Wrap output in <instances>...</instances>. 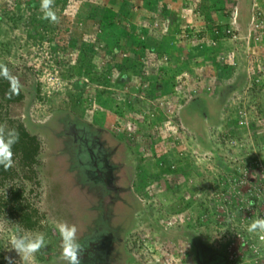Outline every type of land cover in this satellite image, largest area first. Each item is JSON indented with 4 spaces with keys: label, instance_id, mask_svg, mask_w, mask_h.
Segmentation results:
<instances>
[{
    "label": "rangeland",
    "instance_id": "1",
    "mask_svg": "<svg viewBox=\"0 0 264 264\" xmlns=\"http://www.w3.org/2000/svg\"><path fill=\"white\" fill-rule=\"evenodd\" d=\"M164 1L55 0L54 24L40 0H0V65L23 94L2 109L37 137L28 174L43 183L36 196L24 182L33 229L0 205L3 256L19 259L11 235L43 233L34 264H67L56 229L67 222L85 237L111 232L122 264H199L200 250L214 256L200 264H264V233L247 231L264 217V29L247 36L237 19L219 42L199 41L204 22L168 2L161 13ZM238 1L243 23L264 11V0ZM66 111L92 126L90 146L42 130ZM60 139L73 176L49 155Z\"/></svg>",
    "mask_w": 264,
    "mask_h": 264
},
{
    "label": "trees",
    "instance_id": "2",
    "mask_svg": "<svg viewBox=\"0 0 264 264\" xmlns=\"http://www.w3.org/2000/svg\"><path fill=\"white\" fill-rule=\"evenodd\" d=\"M193 1V2H192ZM176 6L177 8L184 9L188 11L187 16L193 22H204L200 26L201 30L196 36L200 37L199 41L206 40V37L216 43L217 41L221 40L225 36H228L227 29L230 28V15L232 14L234 6L239 2L238 0H165L162 4L163 8L161 9V13L167 12L168 4ZM229 2V3H228ZM169 4V5H170ZM227 4H229L227 6ZM231 5V6H230ZM237 11H240L239 9ZM217 20H214L213 14L215 15ZM239 14L236 15L238 19V24L244 25L246 23L241 22ZM245 16V15H243ZM169 18H172L168 15ZM248 18V15L246 16ZM173 20V19H172ZM224 21V22H223ZM247 22V20H246ZM186 34L194 32L191 26L185 27ZM206 35V36H205ZM211 42V41H210ZM208 46L212 45V43ZM204 42H202L203 44ZM201 46L203 47V45ZM207 47H204L206 50ZM219 57V56H218ZM221 57V56H220ZM222 58V57H221ZM219 58V59H221ZM216 59L213 56V61ZM229 65V64H226ZM230 66V65H229ZM15 74L14 71L11 69L8 63L0 65V124L6 125L9 128H15L19 133V141L13 147L14 157L13 159L18 160L17 166H19V170H12L14 166L9 168L8 170H4L2 166H0V188L5 189L4 192L0 194V205H5L6 208V216L9 215L10 218H14L16 223L21 225L23 229L30 230L33 229L34 226L37 224L38 221V207H33L31 203L27 202L24 198V182H29L33 184L35 188H39V192H33L34 195L38 196L39 193L42 191V179L38 177V170H32L31 174L29 175L28 172L33 165H36L37 158H38V146H37V137L35 134H30L24 127L22 121H18V124L15 125L12 120L6 118L4 116L6 113L3 111V107L11 103H16L22 100L23 94L20 91L19 85L14 80ZM102 93L105 94V90H102ZM2 110V111H1ZM81 114H83L80 111ZM79 113V114H80ZM74 114L72 111H66L61 113L58 118L55 120L54 124L51 126L44 125L41 126L42 130H47L51 134L55 136H60L61 134L64 136H69V138H73L78 140L77 138L80 136L85 140L88 135L93 137V132H89L92 126L87 123L86 121L82 120L80 117ZM8 117V115H7ZM257 118V117H255ZM80 128V129H79ZM258 130H264V127L258 126L256 127ZM76 129L81 130L79 136L76 135ZM75 131V132H74ZM77 134H79L77 132ZM86 134H88L86 136ZM77 136V137H76ZM86 141V140H85ZM60 145L56 148L55 151H52L49 155H56L54 161L57 164H61L65 171L69 173V168L75 169L74 166L66 164L68 162L66 160L67 152L62 144L60 139ZM87 143V141H86ZM87 144H91V141ZM94 144V143H93ZM95 147V146H94ZM89 149V148H88ZM89 154L90 151L88 152ZM65 160L66 162H64ZM63 161V162H62ZM39 164V162H38ZM71 166V167H70ZM68 169V170H67ZM19 171H21L22 175L18 176ZM74 173V172H73ZM74 174L69 173L68 176H73ZM62 177V176H59ZM64 178V177H63ZM76 178V176H75ZM8 180L12 181L8 184L4 182ZM82 183V182H80ZM78 184V183H77ZM81 185V184H80ZM112 185V184H111ZM37 188V189H38ZM79 194V192H77ZM40 195V194H39ZM82 196V194H80ZM84 197V196H82ZM96 198L99 199V196ZM2 211V210H1ZM102 213V211H101ZM100 213V214H101ZM103 232V231H102ZM98 236V237H97ZM112 233L111 232H103L100 235H85L78 230L77 231V239L83 246V254L81 255V264H122L121 259L117 257L114 247L111 248L113 244ZM1 240V239H0ZM43 251V249L41 250ZM39 252V256L43 255V253ZM199 251V250H197ZM188 256H191L190 253H187ZM216 256H219V260L223 261V256L221 253H216ZM214 257L213 254L204 252L201 250L198 252L196 262L200 264V261L208 260L207 257ZM3 256L0 252V264H9V261ZM210 257V258H211ZM67 263V261L65 260Z\"/></svg>",
    "mask_w": 264,
    "mask_h": 264
},
{
    "label": "clouds",
    "instance_id": "3",
    "mask_svg": "<svg viewBox=\"0 0 264 264\" xmlns=\"http://www.w3.org/2000/svg\"><path fill=\"white\" fill-rule=\"evenodd\" d=\"M54 3L55 0H40V11L42 12V19L55 24L59 22V17L54 10ZM237 14H239L238 11ZM248 17L249 20L247 18L248 22L246 24L250 21V13ZM18 141L19 133L15 128H9L6 125L0 124V166L4 170H8L14 164L13 147ZM252 206H254V201L250 200L249 207L251 208ZM56 229L61 240L62 256L67 261V264H81V255L84 249L77 239L76 227L67 222H58ZM247 231L250 233H264V217L253 219ZM261 239L264 240V236ZM8 244L7 250L9 252L15 251L19 257L18 260H15L11 256L5 257L9 261V264H34L36 254L47 246L43 233L33 234L19 231L10 236Z\"/></svg>",
    "mask_w": 264,
    "mask_h": 264
},
{
    "label": "built area",
    "instance_id": "4",
    "mask_svg": "<svg viewBox=\"0 0 264 264\" xmlns=\"http://www.w3.org/2000/svg\"><path fill=\"white\" fill-rule=\"evenodd\" d=\"M236 15H237V7L234 6L233 11H232V14L230 15V24L231 25H234L237 22ZM263 20H264V11H260V10L256 11L254 9V11H253V13L251 15L250 21L248 23V31H247L248 34H247V36L251 32H253L252 37L255 36L256 34L257 35H261L262 32H260V30H263L264 29ZM258 27H259V29L260 28H262V29L259 30ZM229 32H230V30L227 29V33H229ZM255 39H258V38L256 37Z\"/></svg>",
    "mask_w": 264,
    "mask_h": 264
},
{
    "label": "bare ground",
    "instance_id": "5",
    "mask_svg": "<svg viewBox=\"0 0 264 264\" xmlns=\"http://www.w3.org/2000/svg\"><path fill=\"white\" fill-rule=\"evenodd\" d=\"M104 182H105V181H104V180H102V183H103V184H104ZM110 185H111V184H110Z\"/></svg>",
    "mask_w": 264,
    "mask_h": 264
}]
</instances>
